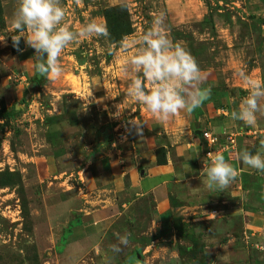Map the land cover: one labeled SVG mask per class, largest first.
<instances>
[{
  "label": "crops",
  "instance_id": "obj_1",
  "mask_svg": "<svg viewBox=\"0 0 264 264\" xmlns=\"http://www.w3.org/2000/svg\"><path fill=\"white\" fill-rule=\"evenodd\" d=\"M105 1L106 7L114 5V0ZM60 3L66 10L64 23L70 29L78 30L86 23L82 14L75 15L71 0ZM11 5L3 6L6 12ZM165 7L173 27L201 24L209 15L203 0H165ZM12 18L11 13H6V33L11 40L12 36L20 35L12 27ZM95 21L101 23L98 17ZM215 33L221 47L219 52L211 49L212 62L200 58L201 50L196 45L200 41L195 36L192 40L169 36L197 60L207 78L205 86L211 87V96L193 113L181 112L167 123L155 118L144 106L137 115H133V110L127 111L130 74L125 72V64L134 55V48L123 52L118 45L115 56L110 53L116 46L113 43L107 46V41L105 52L99 53L101 63L97 66L91 58L98 53L93 54L88 47L98 44V38L81 40L61 54L64 73L55 81L36 75L35 50L26 45L23 37L20 49L6 50L0 70L3 85L9 87L7 102L4 99L6 107L16 102L15 116L22 114L33 125L43 122L60 136L77 134V139L94 141L86 152L90 155L88 163L77 170L83 186L62 203L58 212L59 224L63 225L55 234L53 248L58 255L57 248L66 239L68 244L59 255H64L69 264H79L97 250L100 239L113 224L135 215L146 200L152 201L156 217L173 214L191 223L241 222V232L229 230L225 241L216 244L217 253L209 264H248L249 246L264 235V213L249 208L247 202L254 203L256 198L253 189L247 188L251 184L247 186L245 178L262 177L264 181V174L245 166L239 154L243 150L254 154L261 150L264 111L257 114L253 127L232 119V113L248 95L237 72L244 69L264 80V63L253 47L241 46L243 37L237 29L228 26L217 28ZM136 38L132 34L125 39ZM16 73L27 76L31 83L13 84L11 78ZM146 87L150 89L151 85L146 83ZM51 117L55 122L49 123ZM132 118L147 124L142 133L130 129L128 120ZM206 131L221 142L226 134L238 135L235 150L222 154L237 170L236 178L223 190L206 187L207 168L212 162L206 158L208 146L202 137ZM47 158L36 157L35 163L53 161Z\"/></svg>",
  "mask_w": 264,
  "mask_h": 264
},
{
  "label": "rangeland",
  "instance_id": "obj_2",
  "mask_svg": "<svg viewBox=\"0 0 264 264\" xmlns=\"http://www.w3.org/2000/svg\"><path fill=\"white\" fill-rule=\"evenodd\" d=\"M60 1L67 4V0ZM122 1L114 0L112 7H106L105 0H71L75 15L82 14L86 22L98 17L109 31L108 40L98 38V44L88 47V51L98 53L91 58L97 66L107 41V46L114 42L113 50L118 53L122 40L132 34L141 36L151 26L153 16L159 13L164 14L168 36L207 40L196 41L202 60L212 62L211 49L219 52L221 47L215 32L217 28L229 26L240 32L241 46L253 47L264 63V0H203L209 15L203 23L189 27H173L165 0ZM8 3L12 5L6 12L3 6ZM18 4L19 0H0V70L6 50L18 49L6 33L5 19L6 13L14 15ZM135 51L134 48V54ZM131 79L130 75L129 86ZM12 81L19 85L11 78ZM8 89L0 75V264H69L53 248L55 234L63 225L59 224L58 212L62 203L83 186L77 170L88 163L90 155L86 152L94 141L77 139V134L60 136L43 122L33 125L22 114L15 116L16 102L9 108L4 102V99L7 102ZM127 97L130 104L127 111L133 110V115H137L143 105ZM53 122L55 118H49V123ZM39 156H49L53 161L37 164L35 160ZM251 179L245 178V183L251 184L247 188L253 189L256 201L247 204L255 212L264 213L263 178ZM241 227L239 221L191 223L173 214L156 217L152 201L146 200L135 215L118 219L100 239L97 250L79 264H209L217 253L216 244L225 241L229 230L240 231ZM124 235L129 238L128 246H121L119 253L113 252V245ZM261 238L249 246L248 264H264V235Z\"/></svg>",
  "mask_w": 264,
  "mask_h": 264
},
{
  "label": "clouds",
  "instance_id": "obj_3",
  "mask_svg": "<svg viewBox=\"0 0 264 264\" xmlns=\"http://www.w3.org/2000/svg\"><path fill=\"white\" fill-rule=\"evenodd\" d=\"M65 17L66 10L60 0H19L12 18V27L20 33L12 36L14 46L18 48L21 38L25 39L26 45L35 50V73L46 81L63 76L60 57L70 45L89 37L110 38L107 27L95 20L72 30L64 23ZM133 48L135 54L125 64V72L132 76L127 95L161 122L167 123L181 112L191 114L210 98L211 87L205 86L206 76L190 51L169 38L163 13L153 16L151 26L141 36L124 39L119 44L123 52ZM237 75L248 95L232 113V119L253 127L257 123V114L264 111V80L255 78L244 69H240ZM146 83L151 85L150 89ZM128 124L138 134L147 125L135 118L129 119ZM260 149L255 154L243 150L239 158L248 168L264 174V143ZM236 176L237 170L222 154H217L207 168L206 187L209 190L226 189ZM118 239L119 243L112 248L115 253L122 251L121 246L129 244L127 235Z\"/></svg>",
  "mask_w": 264,
  "mask_h": 264
},
{
  "label": "built area",
  "instance_id": "obj_4",
  "mask_svg": "<svg viewBox=\"0 0 264 264\" xmlns=\"http://www.w3.org/2000/svg\"><path fill=\"white\" fill-rule=\"evenodd\" d=\"M12 79L15 80L16 83H23V84H29L31 83V80L24 76L23 74H14L12 76ZM202 137L206 141V144L208 146V152L206 153V158L209 160H213V158L217 154H223V153H231L233 150H235L237 146V134H226V138L224 141H220V138H218L216 135L212 134L209 131H206L202 134Z\"/></svg>",
  "mask_w": 264,
  "mask_h": 264
},
{
  "label": "trees",
  "instance_id": "obj_5",
  "mask_svg": "<svg viewBox=\"0 0 264 264\" xmlns=\"http://www.w3.org/2000/svg\"><path fill=\"white\" fill-rule=\"evenodd\" d=\"M125 36H127V35H125ZM121 41V40H120ZM117 42H119V41H116L115 43H117ZM114 43V42H113ZM21 48V46H19L18 47V49H20ZM16 51V50H15ZM68 244V242H67V240L65 239H63L62 240V242H61V244L59 245V247L57 248V252L59 253V254H62V252H63V250H64V248L66 247V245Z\"/></svg>",
  "mask_w": 264,
  "mask_h": 264
}]
</instances>
